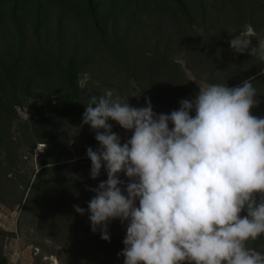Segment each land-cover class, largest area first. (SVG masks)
Instances as JSON below:
<instances>
[{
  "label": "clouds",
  "instance_id": "clouds-1",
  "mask_svg": "<svg viewBox=\"0 0 264 264\" xmlns=\"http://www.w3.org/2000/svg\"><path fill=\"white\" fill-rule=\"evenodd\" d=\"M230 36L235 53L264 63V39ZM253 81L198 84L170 113L155 112L150 97L133 106L112 89L85 104L82 126L99 145L86 150L90 178L102 169L107 177L86 186L90 227L109 242V222L125 227L123 264H264V251L249 246L264 236V116L252 114ZM109 121L130 137L122 142Z\"/></svg>",
  "mask_w": 264,
  "mask_h": 264
},
{
  "label": "trees",
  "instance_id": "trees-1",
  "mask_svg": "<svg viewBox=\"0 0 264 264\" xmlns=\"http://www.w3.org/2000/svg\"><path fill=\"white\" fill-rule=\"evenodd\" d=\"M222 14L244 24L256 17L262 19L264 10L259 7L258 1L250 0H0V38L6 29L12 30L20 53L29 30L40 48L42 37L53 38V47L60 57L69 47L70 54L66 55L62 70L67 86L64 93L67 102L54 110V122L49 127L50 138L45 140L47 149L40 158V169L31 174L24 193L25 196L28 191V195L22 198L24 208L38 215V235L50 240L55 249L97 246L113 253L123 249L122 241L126 235L125 227L119 221L108 224L110 242L100 238L99 229L93 233L90 227L87 205L94 193L87 191L86 186L96 187L107 178L106 173L101 172L100 177L92 180L90 159L68 162L56 159V141L61 126L69 119L76 120L81 116L90 97L97 95L95 92L82 95L79 86L82 67L90 64L93 57L111 58L130 84L155 83L151 86L153 90L160 85L159 90L163 91V85L167 93L179 99L194 98L195 95L188 92L193 83L181 64L169 53L177 44L178 47L187 45L193 33L210 36L205 39L210 41L213 37L210 33L218 30ZM151 18L152 27L148 24ZM166 18L173 22L172 29L165 25ZM74 19L83 24L79 32L89 36L94 43L90 50H86L88 46L84 48L85 53L77 42L78 31L72 24ZM71 40L73 44L68 45ZM149 43H154L152 50L147 49ZM189 50H192V58L197 55L199 67H203L205 59L200 57L202 52H196L192 47ZM17 68L15 62L7 65L0 58L3 85L14 86ZM249 77L256 78L253 83L260 101L252 114L264 116V74L240 71L231 81L215 83H227L229 87H234ZM5 105L0 89V114L5 112ZM9 156L0 153V181L14 170L15 163ZM73 205L84 208L85 214L76 213ZM249 246L264 251V236ZM53 255L62 258L57 252ZM7 263V258L0 256V264Z\"/></svg>",
  "mask_w": 264,
  "mask_h": 264
},
{
  "label": "rangeland",
  "instance_id": "rangeland-1",
  "mask_svg": "<svg viewBox=\"0 0 264 264\" xmlns=\"http://www.w3.org/2000/svg\"><path fill=\"white\" fill-rule=\"evenodd\" d=\"M250 1H258L259 7L264 10V0ZM148 20L152 27L153 19ZM219 21L218 30L210 33L213 36L210 41H206L210 36L193 33L190 34L187 45L178 47L177 44L169 53L171 58L181 64L193 83L188 88V92L193 95L199 91L198 84L211 83V80L214 83L223 80L228 82L240 71L256 72L260 75L264 69V63L257 57H251L247 52L237 54L228 43L232 38L230 35L244 33L256 45L260 39H264V17H256L251 20L252 23L242 24L222 14ZM72 24L75 31H78L79 48L85 53L94 43L89 36L79 32L83 27L81 22L74 19ZM165 25L170 29L174 27L169 18L165 19ZM42 38L40 48L29 30L22 53L18 50L12 30L6 29L0 38V58L7 65L15 62L18 67L12 88L3 85L4 79L0 75L1 96L6 102L3 109L5 112L0 114V153L3 156L10 155L8 158L15 163L13 172L0 181V230L4 232L2 234L0 231V256L7 258V264H123V258L117 255L121 250L111 253L97 246L55 249L50 240H44L38 235V215L24 208L25 202L22 198L28 195V191L25 196L24 193L31 174L40 169V158L47 149L45 140L50 138L49 127L54 122V110L59 105L65 106L67 102L64 97L67 86L62 70L66 55L70 54L69 47L60 57L53 47V38ZM68 42V45H72L74 41ZM87 46L89 48L84 50ZM153 46L154 43H149L147 49L152 50ZM190 47L196 52H202L200 57L205 59L203 67H199V61H196L197 55L195 58L191 57L193 54ZM126 80V76L118 70L111 58L93 57L90 64L82 67L79 86L85 96L94 92L98 96L106 89H112L122 101L128 100L136 107L145 106V97H150L153 110L157 113H170L178 109L179 101L183 99L167 93L163 85V91H160V85L152 89L154 87L151 86L155 83L134 85ZM82 116L83 114L76 120L69 119L61 126L56 141L57 161L88 158L87 148L92 147L95 150L99 146L90 126H82ZM109 123L113 125V131L120 135L122 142L130 137L131 133L120 128L114 121ZM101 172L105 173L103 169ZM121 179L126 178L121 176ZM54 252L62 258L58 259L53 255Z\"/></svg>",
  "mask_w": 264,
  "mask_h": 264
}]
</instances>
